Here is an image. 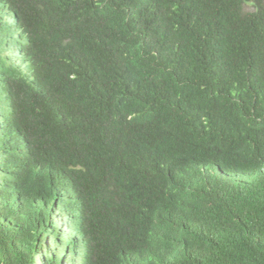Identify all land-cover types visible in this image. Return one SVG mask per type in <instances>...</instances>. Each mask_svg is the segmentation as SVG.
Returning a JSON list of instances; mask_svg holds the SVG:
<instances>
[{"label":"trees","instance_id":"obj_1","mask_svg":"<svg viewBox=\"0 0 264 264\" xmlns=\"http://www.w3.org/2000/svg\"><path fill=\"white\" fill-rule=\"evenodd\" d=\"M0 264H264V0H0Z\"/></svg>","mask_w":264,"mask_h":264}]
</instances>
